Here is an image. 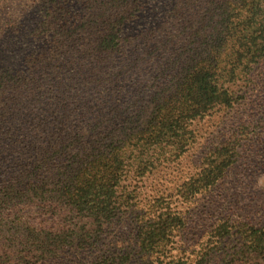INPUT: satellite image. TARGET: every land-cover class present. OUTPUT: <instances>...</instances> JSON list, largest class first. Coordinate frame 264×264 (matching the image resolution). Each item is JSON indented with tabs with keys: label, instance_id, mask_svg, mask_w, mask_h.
I'll return each instance as SVG.
<instances>
[{
	"label": "trees",
	"instance_id": "1",
	"mask_svg": "<svg viewBox=\"0 0 264 264\" xmlns=\"http://www.w3.org/2000/svg\"><path fill=\"white\" fill-rule=\"evenodd\" d=\"M196 1L209 21L197 26L196 47L212 60L201 64L198 57L178 68L169 66L179 39L175 27L122 32L137 0H85L76 13L56 2L46 7L37 27L50 41L38 55L46 65L0 73V264H39L59 247L49 250L52 236L64 239L76 226L84 238L78 249L92 244L116 215L115 188L134 148L170 139L184 147L194 138L192 120L232 105L235 79L250 68L235 64L264 57V0ZM159 32L164 35L156 37ZM225 38L232 39L226 54L232 61L217 52ZM174 77L184 82H171ZM229 159L222 156L186 182L182 193L214 185ZM59 214L63 222L53 230ZM180 223L177 215L159 216L141 229L140 249L164 255ZM242 227L235 228L248 237L252 253L245 257L253 259L264 251V228ZM215 231L228 233V223ZM43 232L49 244L41 241ZM243 252L225 264H236ZM156 264H162L158 257Z\"/></svg>",
	"mask_w": 264,
	"mask_h": 264
},
{
	"label": "rangeland",
	"instance_id": "2",
	"mask_svg": "<svg viewBox=\"0 0 264 264\" xmlns=\"http://www.w3.org/2000/svg\"><path fill=\"white\" fill-rule=\"evenodd\" d=\"M84 1L0 0V73L45 66L38 55L47 51L50 41L43 34L39 35L37 29L44 10L56 2L69 5L76 13ZM196 2L137 0L138 10L126 21L122 32L135 35L141 30L159 31L157 27L162 24L167 28L175 27L179 39L176 54L171 58L174 61H170L169 66H191L196 64L191 60L198 57L203 58L201 64H207L212 59L196 47L199 37L195 31L200 23L209 21L198 12ZM207 30L208 27L204 28ZM158 35L164 34L156 33V37ZM217 43L219 58L230 57L226 54L230 53L232 39ZM232 59L233 56L228 60ZM219 65L228 66L222 61ZM235 66L250 68L235 79L232 105L215 108L202 118L192 120L189 127L194 138L184 147L170 139L143 147L141 151L134 148L125 159L119 187L115 188L116 215L105 231L91 246L81 249L78 246L84 239L83 230L78 226L68 231L72 233L64 239L52 236L49 250L53 245L59 247L45 254L39 264H94L122 256L127 257L123 264H156L157 257L162 264H225L238 250L244 252L233 260L236 264L264 261V251L255 252L253 259L245 257L249 250L252 253V247H247L250 242L248 237L245 239V232L235 228L238 225L264 228V57L248 62L240 58ZM174 78L171 82H184V78L177 82ZM222 156L230 159L214 185L202 192L182 193L186 182L204 176L210 168L220 164ZM167 214L181 219L168 241L167 252L160 255L142 251L141 229ZM225 221L228 233L216 234L215 228ZM61 222L63 214L56 217L53 230H59L57 224ZM40 239L49 244L44 232Z\"/></svg>",
	"mask_w": 264,
	"mask_h": 264
}]
</instances>
